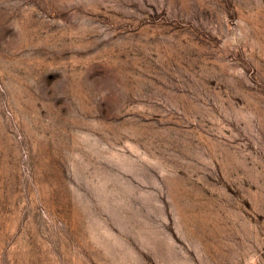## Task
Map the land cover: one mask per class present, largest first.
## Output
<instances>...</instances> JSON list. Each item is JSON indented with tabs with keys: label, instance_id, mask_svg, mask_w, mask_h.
Returning <instances> with one entry per match:
<instances>
[{
	"label": "rangeland",
	"instance_id": "obj_1",
	"mask_svg": "<svg viewBox=\"0 0 264 264\" xmlns=\"http://www.w3.org/2000/svg\"><path fill=\"white\" fill-rule=\"evenodd\" d=\"M0 264H264V0H0Z\"/></svg>",
	"mask_w": 264,
	"mask_h": 264
}]
</instances>
